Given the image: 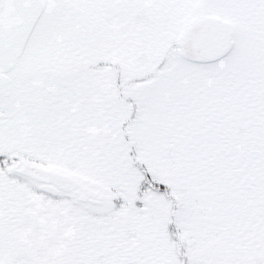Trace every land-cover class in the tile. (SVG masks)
<instances>
[{"label": "snow or ice", "instance_id": "snow-or-ice-1", "mask_svg": "<svg viewBox=\"0 0 264 264\" xmlns=\"http://www.w3.org/2000/svg\"><path fill=\"white\" fill-rule=\"evenodd\" d=\"M0 264H264V0H0Z\"/></svg>", "mask_w": 264, "mask_h": 264}]
</instances>
